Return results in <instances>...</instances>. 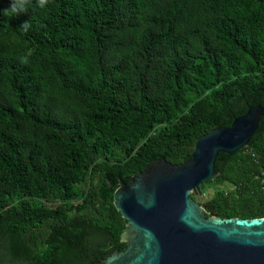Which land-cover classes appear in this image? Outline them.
<instances>
[{
	"label": "trees",
	"instance_id": "16d2710c",
	"mask_svg": "<svg viewBox=\"0 0 264 264\" xmlns=\"http://www.w3.org/2000/svg\"><path fill=\"white\" fill-rule=\"evenodd\" d=\"M0 0V264H94L121 251L119 181L189 158L248 105L204 213L264 216V0ZM30 20L27 32L19 25ZM196 199L194 194H190Z\"/></svg>",
	"mask_w": 264,
	"mask_h": 264
},
{
	"label": "water",
	"instance_id": "95a60500",
	"mask_svg": "<svg viewBox=\"0 0 264 264\" xmlns=\"http://www.w3.org/2000/svg\"><path fill=\"white\" fill-rule=\"evenodd\" d=\"M248 105L228 126L208 130L179 164L156 159L112 192L125 221L121 251L94 264H264V216H208L190 197L213 179L218 152L246 145L262 113Z\"/></svg>",
	"mask_w": 264,
	"mask_h": 264
},
{
	"label": "clouds",
	"instance_id": "9594fccd",
	"mask_svg": "<svg viewBox=\"0 0 264 264\" xmlns=\"http://www.w3.org/2000/svg\"><path fill=\"white\" fill-rule=\"evenodd\" d=\"M32 0H11L8 8L3 9L2 11L8 15L10 18H16L22 13H26L31 5ZM49 3V0H36V5L39 8H45ZM19 29L27 32L31 27L30 20L22 22L19 26Z\"/></svg>",
	"mask_w": 264,
	"mask_h": 264
},
{
	"label": "rangeland",
	"instance_id": "374dc122",
	"mask_svg": "<svg viewBox=\"0 0 264 264\" xmlns=\"http://www.w3.org/2000/svg\"><path fill=\"white\" fill-rule=\"evenodd\" d=\"M211 192H212V188L208 185V184H206V186L203 188V190H202V192L200 193V189H199V191L198 192H195V193H192V194H194V196H195V201L198 203V202H201V201H203V200H205V199H207L208 198V196L211 194ZM194 200V199H193ZM199 204V203H198ZM200 205V204H199ZM202 206V205H201ZM203 207V210H204V207L205 206H202ZM208 216H213V214H210V215H208Z\"/></svg>",
	"mask_w": 264,
	"mask_h": 264
},
{
	"label": "built area",
	"instance_id": "2783aa9c",
	"mask_svg": "<svg viewBox=\"0 0 264 264\" xmlns=\"http://www.w3.org/2000/svg\"><path fill=\"white\" fill-rule=\"evenodd\" d=\"M261 176H264V173L263 172H261ZM262 180H264V178Z\"/></svg>",
	"mask_w": 264,
	"mask_h": 264
}]
</instances>
